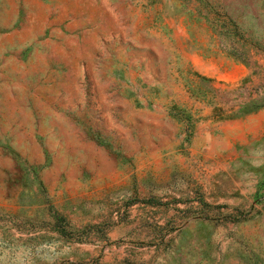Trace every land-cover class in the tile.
I'll use <instances>...</instances> for the list:
<instances>
[{"label": "rangeland", "instance_id": "rangeland-1", "mask_svg": "<svg viewBox=\"0 0 264 264\" xmlns=\"http://www.w3.org/2000/svg\"><path fill=\"white\" fill-rule=\"evenodd\" d=\"M261 108L264 0H0V264H264Z\"/></svg>", "mask_w": 264, "mask_h": 264}, {"label": "crops", "instance_id": "crops-1", "mask_svg": "<svg viewBox=\"0 0 264 264\" xmlns=\"http://www.w3.org/2000/svg\"><path fill=\"white\" fill-rule=\"evenodd\" d=\"M248 74H249L248 70L246 69V67H244V78L247 77ZM247 118H248L246 122L247 124L255 125L259 128H263L264 127V108H261L252 114H249ZM246 123L244 122V130H246L245 129Z\"/></svg>", "mask_w": 264, "mask_h": 264}]
</instances>
